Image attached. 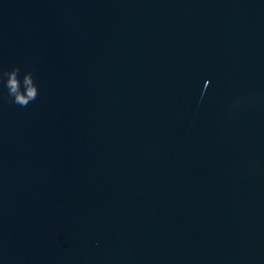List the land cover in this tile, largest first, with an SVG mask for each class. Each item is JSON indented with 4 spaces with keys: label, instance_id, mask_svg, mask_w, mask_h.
Returning <instances> with one entry per match:
<instances>
[{
    "label": "water",
    "instance_id": "water-1",
    "mask_svg": "<svg viewBox=\"0 0 264 264\" xmlns=\"http://www.w3.org/2000/svg\"><path fill=\"white\" fill-rule=\"evenodd\" d=\"M0 264H264V0H0Z\"/></svg>",
    "mask_w": 264,
    "mask_h": 264
},
{
    "label": "clouds",
    "instance_id": "clouds-1",
    "mask_svg": "<svg viewBox=\"0 0 264 264\" xmlns=\"http://www.w3.org/2000/svg\"><path fill=\"white\" fill-rule=\"evenodd\" d=\"M19 67H14L10 71L5 70L3 76L7 77L5 87L8 89V95L12 97V102L26 107L38 95L37 86L33 82L31 72L25 73L21 82L19 78ZM23 86V91L21 90Z\"/></svg>",
    "mask_w": 264,
    "mask_h": 264
}]
</instances>
